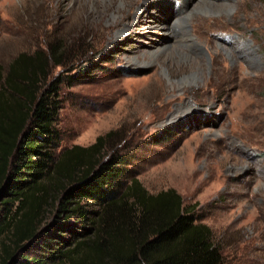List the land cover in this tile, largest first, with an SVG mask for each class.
I'll return each mask as SVG.
<instances>
[{"label":"rangeland","instance_id":"obj_1","mask_svg":"<svg viewBox=\"0 0 264 264\" xmlns=\"http://www.w3.org/2000/svg\"><path fill=\"white\" fill-rule=\"evenodd\" d=\"M55 43L87 76L61 87L56 151L117 132L126 178L174 190L223 264H264V0H0L1 67Z\"/></svg>","mask_w":264,"mask_h":264},{"label":"trees","instance_id":"obj_2","mask_svg":"<svg viewBox=\"0 0 264 264\" xmlns=\"http://www.w3.org/2000/svg\"><path fill=\"white\" fill-rule=\"evenodd\" d=\"M66 53L48 44L0 66V264H223L174 190L126 178L117 132L56 151L61 87L87 77Z\"/></svg>","mask_w":264,"mask_h":264},{"label":"bare ground","instance_id":"obj_3","mask_svg":"<svg viewBox=\"0 0 264 264\" xmlns=\"http://www.w3.org/2000/svg\"><path fill=\"white\" fill-rule=\"evenodd\" d=\"M122 3V2H121ZM225 7L224 6H216V5H212L210 3H198L197 5H195V7L193 8V11L194 12H198V13H201L203 15H207V14H218L220 11L222 12V9H224ZM107 9V6L106 5H102V4H96V15L95 17L96 18H100L102 15H104L105 11ZM95 10V9H94ZM137 11H140V10H137ZM224 11V10H223ZM191 13V12H190ZM114 17V16H113ZM115 18V17H114ZM161 31V33L164 35V36H167L169 37V33L167 32V29L166 28H163V27H160L159 29ZM170 57V56H169ZM214 57V56H213Z\"/></svg>","mask_w":264,"mask_h":264}]
</instances>
